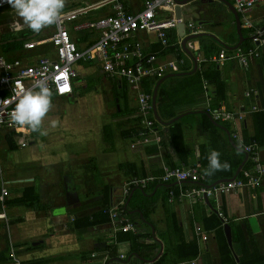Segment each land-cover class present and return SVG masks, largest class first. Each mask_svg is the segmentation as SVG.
Masks as SVG:
<instances>
[{"label":"crops","instance_id":"obj_1","mask_svg":"<svg viewBox=\"0 0 264 264\" xmlns=\"http://www.w3.org/2000/svg\"><path fill=\"white\" fill-rule=\"evenodd\" d=\"M116 2L127 12L144 8L143 0H66L62 14L83 9L76 19L65 21L80 51L96 44L100 32L89 27L77 30L75 25L113 15ZM191 2L197 23L184 17L183 7ZM180 6L185 34L177 26L168 30V40L169 34L175 35L174 42L169 40L175 47L163 48L155 32L133 36L142 43L143 52H157L154 66L175 60L178 70L148 74L136 89L105 74L99 56L74 65L78 72L74 92L52 93V108L42 126L47 131L41 142L46 154L36 155L38 169L25 170L1 159L5 150L38 141L39 131L27 126L2 128L0 264H161L164 260L162 264H264V171L255 187L218 189L221 183L248 180L244 171L250 170L245 165L251 164L252 154L245 145H254L264 170V43L253 38L256 29L264 28V2L249 12H238L242 36L235 14L221 0H189ZM160 16L177 17L176 11H162ZM13 18L9 4L0 8V55L25 65L37 64L43 55L56 58L48 42L56 25L39 33L27 27L13 31L9 28ZM192 22L196 27H189ZM195 34L200 35L184 40ZM32 41L37 46L26 48V42ZM239 46L255 49L259 56L249 57L245 65L234 57ZM224 48L228 58L219 62ZM91 73L96 78L86 97L78 78ZM140 93L152 96L154 131L148 141L139 135L144 124ZM217 110L230 112L232 118H217ZM108 113L111 119L103 120ZM54 119L58 125L52 128ZM212 150L230 167L205 175ZM72 157H77L74 164ZM82 162L86 165L79 167ZM196 166L203 175L200 181H157L124 192L134 178L161 176L165 168ZM203 186L212 194L199 193ZM125 219L134 222L136 230L124 232L121 220ZM194 243L198 252L192 255ZM166 251L168 258L160 259Z\"/></svg>","mask_w":264,"mask_h":264},{"label":"built area","instance_id":"obj_2","mask_svg":"<svg viewBox=\"0 0 264 264\" xmlns=\"http://www.w3.org/2000/svg\"><path fill=\"white\" fill-rule=\"evenodd\" d=\"M264 0H233L234 6L238 12H249ZM8 5L6 0H0V8ZM144 8L135 12H127L121 3L114 5L115 13L105 16L95 21H82L75 25V29L80 30L86 27L97 29L100 32V39L91 48L80 51L76 41L72 38L69 29L65 25L66 20L76 19L80 10L61 14L57 22V31L49 38L48 42L54 47L56 58L49 55H43L37 64L25 65L20 59L9 60L0 55V133L2 128L19 130L20 125L11 122L10 114L14 110L17 93L21 88H31L36 81L44 79L47 81L52 93L58 96H66L74 92V80L78 77L75 64L80 59H89L99 56L102 70L110 78L116 80H126L133 88H139L144 76L148 74L162 75L169 71L178 70L179 64L175 60H168L154 66L157 61V52L146 54L143 52L142 43L134 39L133 36L139 31L155 32L157 38L161 41L163 48L170 45L168 40V30L175 28L180 22L181 17L173 16L161 17L160 13L174 12L176 0H143ZM83 9L80 11L82 12ZM247 26H251L249 20H245ZM189 27H196L192 22ZM256 42L264 43V28L256 29L253 36ZM38 42H26V48H35ZM251 56H259L255 49L243 50L237 47L234 57H237L243 64H248ZM132 58H136L132 61ZM228 58L227 50L224 48L218 56L219 62ZM183 60H181L182 62ZM151 95L140 93L138 97L139 112L144 117V124L139 128V135L148 141V136L154 131V120L150 117L153 108ZM217 118L230 120L232 114L225 111L215 112ZM243 119V116H239ZM26 143H23L25 145ZM244 150L252 156L250 170H245V176L248 178L246 183L236 182L234 180L221 183L218 189L228 191L236 185L257 186L261 184L259 179L263 173L259 162V155L255 151L254 145H245ZM200 165V164H198ZM203 175L199 167L194 168H165L163 175L134 178L124 186V192L129 193L133 187L146 188L149 183L161 181L170 182L173 179L200 181ZM199 193L205 195L212 194L213 191L208 187H201ZM8 192L5 191L4 195ZM220 216L223 215L219 213ZM113 216L115 214L113 213ZM121 229L126 232L136 230V225L129 219L121 220ZM200 229V228H199ZM208 236L205 235L204 239ZM17 264H21L17 262Z\"/></svg>","mask_w":264,"mask_h":264},{"label":"clouds","instance_id":"obj_3","mask_svg":"<svg viewBox=\"0 0 264 264\" xmlns=\"http://www.w3.org/2000/svg\"><path fill=\"white\" fill-rule=\"evenodd\" d=\"M6 2L11 6L14 14L9 24L11 30L17 31L27 27L32 32L39 33L44 28L57 24L66 0H6ZM51 97L52 91L44 79L36 81L31 88H21L17 93L14 110L10 114L11 122L15 125L27 126L32 131H39L41 135H47V131L42 130V126L52 108ZM50 123L51 127L55 128L58 120L54 119ZM219 157L218 151L210 152L209 167L204 170L205 175L230 167L227 162L222 164Z\"/></svg>","mask_w":264,"mask_h":264},{"label":"rangeland","instance_id":"obj_4","mask_svg":"<svg viewBox=\"0 0 264 264\" xmlns=\"http://www.w3.org/2000/svg\"><path fill=\"white\" fill-rule=\"evenodd\" d=\"M194 6H195L194 2H191L188 5L184 6L183 7V13H184V17H185L186 21L194 20L197 23V21H199V20H198L197 16L194 13V9H193ZM252 20L254 22H257L259 20V18L252 17ZM1 37H2V35L0 33V38ZM95 78L96 77H95L94 73L83 75V76L78 78V85H79L80 88H82L81 90L83 92H86V94H85L86 97L89 96L87 90L91 89L92 79H95ZM102 119L107 121V120L111 119V116L108 113V115L103 116ZM39 134H40V132H39ZM35 136H37V135H35ZM37 138H40V139L38 141H36V142L31 143L27 148H20V149L15 150V151L5 150L4 158H2L1 160L5 164L8 163V162H11V163L13 162L15 165H19V166L24 167L25 170H28V169L29 170H33L32 168L38 169L39 165L41 163L37 162L35 160V157H36V155H45L46 154L45 151H44L46 149V145H44V143L41 144V142H43V140H44L43 135H41V137L37 136ZM0 145L4 146V143H0ZM62 148L64 149V147H62ZM74 159H77V157H72V162H73ZM73 164H74V162H73ZM84 164L86 165L85 162H82V164H79V167H81ZM73 167H74V165H73ZM83 168H86V167L84 166ZM18 210L23 212L24 208L23 207H19Z\"/></svg>","mask_w":264,"mask_h":264},{"label":"water","instance_id":"obj_5","mask_svg":"<svg viewBox=\"0 0 264 264\" xmlns=\"http://www.w3.org/2000/svg\"><path fill=\"white\" fill-rule=\"evenodd\" d=\"M189 0H176L177 2V5H176V8H175V11H176V15L177 17L179 18L182 14V8L180 6V4H184V3H187ZM223 2H225L226 4H228L230 6V9L233 11V13L235 14L236 16V20H237V25H238V31L240 33V35L242 36V31H241V19H240V16H239V13L237 11V9L234 7L233 3L229 0H221ZM177 28L179 30V32H181V35H184L185 34V29H184V22H180L178 25H177ZM200 34H195V35H190V36H185V39L184 40H187L188 38L190 37H195V36H198ZM241 41V40H240ZM185 44V43H184ZM227 235L229 237V240H231V233H230V226L227 225Z\"/></svg>","mask_w":264,"mask_h":264},{"label":"trees","instance_id":"obj_6","mask_svg":"<svg viewBox=\"0 0 264 264\" xmlns=\"http://www.w3.org/2000/svg\"><path fill=\"white\" fill-rule=\"evenodd\" d=\"M169 40L171 41V42H174L175 41V35L173 34V35H171V34H169ZM170 46H172V47H175V45H173V44H171ZM228 49V48H227ZM9 50H13V49H10V48H8V51ZM77 63H79V62H77ZM81 63V62H80ZM251 162V161H250ZM248 164V163H247ZM245 166H248V168H250V166H251V164L249 163V165H245ZM125 235H127L129 238H131V239H135V237H133L132 235H130L129 233H125ZM195 244V243H194ZM141 246V245H140ZM140 246H138V248L140 247ZM193 246V245H192ZM193 248V250L191 251L193 254L192 255H195L197 252H198V249H197V246H196V244L193 246V247H191V249ZM191 256V255H190ZM186 257H189V256H186ZM168 258V253H167V251L164 253V255H162V257L160 258V259H162V260H164V259H167ZM163 262H165V260L164 261H162V263ZM161 263V264H162Z\"/></svg>","mask_w":264,"mask_h":264}]
</instances>
